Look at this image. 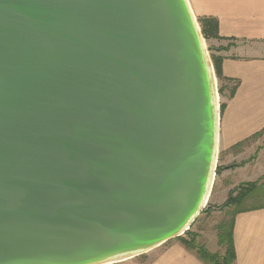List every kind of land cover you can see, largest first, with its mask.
<instances>
[{"label":"water","instance_id":"obj_1","mask_svg":"<svg viewBox=\"0 0 264 264\" xmlns=\"http://www.w3.org/2000/svg\"><path fill=\"white\" fill-rule=\"evenodd\" d=\"M188 0H0V264H115L183 236L218 160Z\"/></svg>","mask_w":264,"mask_h":264},{"label":"crops","instance_id":"obj_2","mask_svg":"<svg viewBox=\"0 0 264 264\" xmlns=\"http://www.w3.org/2000/svg\"><path fill=\"white\" fill-rule=\"evenodd\" d=\"M188 3L197 21L209 18L217 25L219 39L211 45L220 48L215 53L223 58L221 72L228 80L221 97L225 107L219 114L218 157L230 169L222 172L230 178V191L242 184L259 186L264 183V0ZM233 215L232 264H264V199L247 200L245 210ZM150 264L205 263L174 244Z\"/></svg>","mask_w":264,"mask_h":264},{"label":"trees","instance_id":"obj_3","mask_svg":"<svg viewBox=\"0 0 264 264\" xmlns=\"http://www.w3.org/2000/svg\"><path fill=\"white\" fill-rule=\"evenodd\" d=\"M202 33V36L206 42H209L211 40L219 39L217 34V25L216 22L212 19H201L197 21ZM208 51L210 52V58L212 61L215 77L218 81V94L223 97L224 89L226 88L224 86V82H227L228 80H225L222 76L221 72V65L223 58L219 55H217L215 52L220 51V48H214L212 46H208ZM234 89H230L229 97L232 95ZM225 105L223 103L220 104V112L223 111ZM225 169H230V166L228 167H222L220 168L217 166L216 172ZM257 198V199H264V183L261 185H257L255 183H249V184H242L231 191H229V195L225 203L220 206L216 207L217 209H226L231 208L233 209V212L231 214V218L229 219V223H226L224 226H220L221 233H219L218 236V245L220 247H223V254L219 253H210L207 251L204 247L195 244V238L190 235L189 231H187L183 236L176 238L184 247L188 249H195L198 258L203 261L205 264H232L234 261V248H233V242H232V223H233V214H237L239 212H242L245 210V208H241L247 200ZM206 209H210V207H207ZM207 211V210H206ZM203 211V212H206ZM202 212V213H203ZM233 215V216H232Z\"/></svg>","mask_w":264,"mask_h":264},{"label":"rangeland","instance_id":"obj_4","mask_svg":"<svg viewBox=\"0 0 264 264\" xmlns=\"http://www.w3.org/2000/svg\"><path fill=\"white\" fill-rule=\"evenodd\" d=\"M206 48L211 45V41L205 42ZM209 52V51H208ZM210 55V52H209ZM216 86L218 89V81L216 79ZM224 99L218 94V105L220 106L223 103ZM220 168L228 167L224 166V160H221L218 157V163ZM227 170V169H225ZM229 170V169H228ZM223 170L219 169L214 177V182L212 186V190L210 193V197L207 202V207L210 209H206L201 213L190 226L189 233L195 238V244L204 247L210 253H221L223 251V247L220 249L218 245V236L221 233L220 226L226 225L229 223L230 214L233 212V209L226 208V209H217L216 207L222 206L228 198L229 189H230V178H226ZM241 208H245L243 205ZM232 210V212H231ZM179 241L172 239L167 243L163 244L162 246L154 249L153 251L135 257L133 259H129L123 262L115 263V264H150L157 256L165 254V252L174 244L182 245V243H178ZM171 244V245H170ZM170 245V246H169ZM184 246V245H182ZM186 248V247H185ZM188 249V248H186ZM191 254H195V249H188ZM197 255V253H196Z\"/></svg>","mask_w":264,"mask_h":264}]
</instances>
